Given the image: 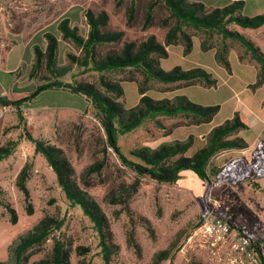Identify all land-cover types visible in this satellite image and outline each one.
I'll return each instance as SVG.
<instances>
[{
	"label": "rangeland",
	"instance_id": "374dc122",
	"mask_svg": "<svg viewBox=\"0 0 264 264\" xmlns=\"http://www.w3.org/2000/svg\"><path fill=\"white\" fill-rule=\"evenodd\" d=\"M132 1L136 5L138 23L133 22L129 27L126 12ZM149 1L0 0V97L10 93L30 94L44 83L40 80L46 75L44 71L31 75L34 45L43 49V34L51 32L60 41L57 64L70 68L58 78L59 81L98 85L103 75L121 84L124 94L118 101L128 109L134 108L144 95L157 100H174L185 95L197 104L220 105L219 112L209 123L195 124V119L185 115H156L147 118L132 132L119 135L118 144L131 160L140 161L130 154L135 148L154 150L192 136L193 145L184 154L190 157L206 145L212 128L231 119L237 112L246 122L242 120L246 128L232 134L230 139L240 137L248 146L220 150L211 158L207 172L215 184L211 187L209 202L241 220L246 229L260 239L264 256V179L256 180V186L231 185L217 182L211 172L234 159L253 163V152L259 140H264V69L262 74L261 65L251 51L241 42L223 39L216 32L184 27L192 39L191 52L185 54L184 44L178 39L167 47L168 56L160 60L161 67L164 70L174 66L182 69L203 67L216 79L214 86L198 81L164 84L155 79L145 80V75L137 68L98 73L73 64L69 59L68 54L79 56L80 50L60 37L57 25L63 18H68L80 35L87 36L86 10L106 11L110 27L122 30L124 40L143 41L147 36L155 35L163 42L170 25L142 28V16ZM192 1L216 7L235 0ZM244 2V13H264V0ZM153 12L157 20L168 15L161 3L155 5ZM233 29L264 54V26L255 30ZM218 57L225 59L228 67ZM238 102L243 106L237 105ZM245 106L258 114L254 124H251L253 119L246 114ZM30 135L61 148L74 167L77 182L101 205L118 247L111 264H239L241 254L216 244L199 231L206 218L202 202L204 184L192 171H182L179 180L173 184H158L148 177L141 178L137 192L128 202L111 203L108 192L116 187L120 189V185L128 186L131 191L130 187L138 177L108 146L99 110L86 96L60 88L43 91L19 109L13 107L0 117V145L15 143L13 153L0 162V188L3 190L0 198L8 201L17 213V222L11 223L10 212L0 205V262L14 264L11 247L40 219L51 216L61 221L62 226L37 248L28 264L47 256L52 250L53 239L71 245L70 264H104L96 228L80 207L70 205L53 169L43 156L35 153ZM26 164L31 166L26 185L33 204L32 215L26 213L24 195L16 186L17 176ZM96 165L98 171L87 172L89 167ZM163 251L168 254L165 258L160 255Z\"/></svg>",
	"mask_w": 264,
	"mask_h": 264
},
{
	"label": "trees",
	"instance_id": "16d2710c",
	"mask_svg": "<svg viewBox=\"0 0 264 264\" xmlns=\"http://www.w3.org/2000/svg\"><path fill=\"white\" fill-rule=\"evenodd\" d=\"M157 3L163 4L168 11V15L159 20L156 19L153 12ZM244 5V0H235L220 7H211L201 1L192 0H150L145 6L141 25L143 29L153 26L168 27L170 25L163 42L159 41L155 35H149L143 41L124 40V32L110 27V17L104 10L98 13L86 10L85 20L89 26L87 36L80 35L78 28L71 25L68 18H63L58 23L57 29L63 40L71 41L80 50L79 56L68 54L73 64L85 68L89 67L98 73L137 68L145 75V80L155 79L164 84L198 81L206 86H214L216 79L212 78L211 74L201 67L182 69L180 66H174L170 70H164L160 65V60L167 58V47L175 44L178 39L184 44V53L189 54L191 52L192 39L185 32L184 27H192L216 32L223 39L241 42L261 65L263 74L264 54L233 27L259 29L264 26V13L253 16L245 15L243 13ZM126 13L127 26L131 27L133 22L138 23L134 1L131 2ZM20 32L19 30L18 34ZM43 37L45 41L43 49L34 45L35 61L31 75L34 73L39 75L44 71L46 75L40 79L44 83L37 86L30 94L10 93L5 97H0V103L19 109L23 103L34 99L41 92L54 88L67 89L73 93L86 96L100 112L108 146L113 149L121 163L138 177L130 187L131 191H129L128 186L120 185V189L116 187L108 192L107 196L111 203L128 202L130 197L137 192L141 178L148 177L158 184H173L179 180L182 171H192L204 184L202 194L204 214L213 213L224 219L232 231L247 237L251 246L259 253L262 264H264L260 239L251 234L234 214L226 212L220 207H214L209 202L211 187L215 184L207 172L211 158L220 150L244 149L248 146L247 142L240 137L230 139L232 134L246 128L238 113L235 112L231 119H227L224 123L212 128L207 135L206 145L190 157H186L184 154L193 145L192 136L184 141L163 144L154 150L147 147L135 148L130 154L140 160L136 162L122 152L118 144L119 135L132 132L140 127L147 118L156 115H185L195 119V124L209 123L220 110V105L197 104L190 101L185 95L177 96L174 100H157L144 95L134 108L128 109L118 101L124 94L121 84L109 80L103 75H101L98 85L89 83L73 85L59 81L58 78L70 70L65 65L57 64L59 37L51 32H45ZM120 43H122L121 46L116 47ZM3 60L5 61V59ZM219 60L228 67L229 64L225 59ZM144 92L143 89L142 93ZM29 139L34 144L35 153L43 156L53 169L58 185L70 205L80 207L83 214L93 223L99 235L103 263L111 264L112 257L118 247L114 242L109 220L101 205L77 182L74 167L61 148L46 143L42 139L33 138L31 135ZM14 147L15 143L13 142L0 145V162L13 153ZM253 158L255 161L250 164L242 162L241 159H234L222 167L213 168L211 170L212 175L217 179V182H226L231 185L247 183L256 186V180L264 179V140H259L253 152ZM30 168V164L24 165L16 180L17 188L24 195L25 211L28 215L33 214V204L26 185ZM93 171H98L97 165L87 169V172ZM2 194L3 190L0 188V195ZM0 205L10 212V222L16 223L17 213L12 205L1 198ZM61 226L62 222L54 217L45 216L40 219L30 231L21 236L17 243L11 247L14 264H28L31 256L37 253V248ZM72 251L70 244L61 239H53L51 252L34 264H70ZM160 255L164 258L168 256L166 251L161 252ZM0 264L6 263L0 262Z\"/></svg>",
	"mask_w": 264,
	"mask_h": 264
},
{
	"label": "built area",
	"instance_id": "2783aa9c",
	"mask_svg": "<svg viewBox=\"0 0 264 264\" xmlns=\"http://www.w3.org/2000/svg\"><path fill=\"white\" fill-rule=\"evenodd\" d=\"M13 107L0 103V117L9 112ZM204 237L211 239L216 244L229 247L242 255L239 264H262L259 253L252 248L247 237L232 231L224 219L209 213L199 230Z\"/></svg>",
	"mask_w": 264,
	"mask_h": 264
},
{
	"label": "crops",
	"instance_id": "0c3cea01",
	"mask_svg": "<svg viewBox=\"0 0 264 264\" xmlns=\"http://www.w3.org/2000/svg\"><path fill=\"white\" fill-rule=\"evenodd\" d=\"M204 3V2H203ZM206 4V3H205ZM207 5V4H206ZM226 5V4H225ZM209 6V5H208ZM223 6V5H222ZM211 7H213V6H211ZM216 7H220V6H216ZM244 10H245V5H244V9H243V13H244ZM245 15H248V14H246V13H244ZM256 15V14H255ZM248 16H253V15H248ZM201 68H203V67H201ZM237 105H242L243 106V104H242V102H238V104ZM244 110H245V112H246V114L249 116V117H251L252 119H253V123H251V124H254V121H256V118H258V114L255 112V111H253V110H251L248 106H245L244 107ZM219 112V111H218ZM243 120V119H242ZM244 121V120H243ZM245 122V121H244ZM246 123V122H245Z\"/></svg>",
	"mask_w": 264,
	"mask_h": 264
}]
</instances>
